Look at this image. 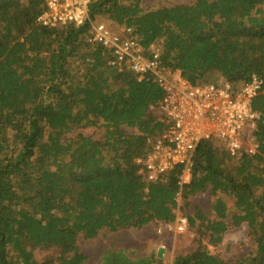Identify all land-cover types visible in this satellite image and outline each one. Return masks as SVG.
<instances>
[{
	"label": "trees",
	"instance_id": "obj_1",
	"mask_svg": "<svg viewBox=\"0 0 264 264\" xmlns=\"http://www.w3.org/2000/svg\"><path fill=\"white\" fill-rule=\"evenodd\" d=\"M44 10L42 0H0V264H82L79 237L173 223L177 198L188 205L207 190L216 196L214 219L198 211L188 226L197 222L209 244L230 226L245 227L254 250L232 264H264V0H193L154 10L142 0H96L79 26H43L37 19ZM99 23L142 50L160 47L163 66L194 87L228 84L235 93L260 78L262 90L250 102L258 115L256 152L232 158L224 142L204 139L187 182L181 165L148 181L137 160L168 129L157 113L164 92L150 73L139 79L128 65L109 63L90 41ZM85 128L103 134L69 135ZM197 242L171 264H226ZM34 249L54 253L36 260ZM99 264L162 262L153 253L106 251Z\"/></svg>",
	"mask_w": 264,
	"mask_h": 264
},
{
	"label": "built area",
	"instance_id": "obj_2",
	"mask_svg": "<svg viewBox=\"0 0 264 264\" xmlns=\"http://www.w3.org/2000/svg\"><path fill=\"white\" fill-rule=\"evenodd\" d=\"M42 1L45 10L37 21L43 26L54 27L83 24L89 5L96 0ZM91 34L90 41L104 48L111 65L120 70L126 64L139 79L150 73L164 92L158 110L167 121L168 129L150 143L148 156L137 160L148 181H156L177 165L183 168L182 176H187L193 153L204 139L216 138L224 142L232 158L256 152L253 131L258 115L251 110L250 102L262 90L260 78L252 76L235 93L228 84L194 87L163 66L156 46L142 50L133 38H121L102 24H92ZM160 224L175 233H183L188 227L184 215H177L173 223Z\"/></svg>",
	"mask_w": 264,
	"mask_h": 264
},
{
	"label": "rangeland",
	"instance_id": "obj_3",
	"mask_svg": "<svg viewBox=\"0 0 264 264\" xmlns=\"http://www.w3.org/2000/svg\"><path fill=\"white\" fill-rule=\"evenodd\" d=\"M193 0H142V7L146 10H154L170 5L188 4ZM102 24V23H99ZM112 33L119 32L109 29ZM157 48H160L156 46ZM160 50V49H159ZM160 115L161 112L157 110ZM162 115V114H161ZM82 134L99 138L103 134L102 129L85 128L69 134L76 136ZM182 181L187 182L188 176L183 175ZM221 197V196H220ZM216 196H211L209 191L197 193L190 196L188 205H184L180 198H177V208L174 211L176 216H194L199 211L204 217L209 220L214 219L211 212V202ZM228 207L232 206L233 200L222 196ZM142 229H126L120 230L116 233L100 232L94 239L86 240L79 237L77 246L82 254L85 255L86 260L82 264H99L100 257L106 251H123L130 258L147 256L153 253L160 258L162 264H171L173 258L179 254H185L193 251L200 240L201 245L206 247L207 251L217 255L226 264H232L240 258L249 257L253 250V240L247 233L245 227L234 228L230 226L227 232L222 236L221 242L218 244H209L207 236L199 237L197 235V227H187L183 233H175L160 224V222H153ZM54 251H43L41 249H34L33 254L36 260H41L47 255H52Z\"/></svg>",
	"mask_w": 264,
	"mask_h": 264
},
{
	"label": "crops",
	"instance_id": "obj_4",
	"mask_svg": "<svg viewBox=\"0 0 264 264\" xmlns=\"http://www.w3.org/2000/svg\"><path fill=\"white\" fill-rule=\"evenodd\" d=\"M187 176H188V175H187ZM151 224L153 225L154 223H153V222H150V223H148L147 225L143 226L142 228H146L148 225H151ZM142 228H141V229H142Z\"/></svg>",
	"mask_w": 264,
	"mask_h": 264
}]
</instances>
